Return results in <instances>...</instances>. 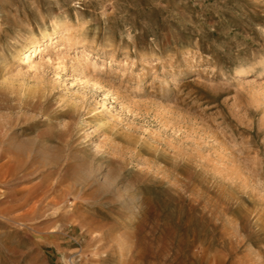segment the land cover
<instances>
[{"label": "rangeland", "instance_id": "obj_1", "mask_svg": "<svg viewBox=\"0 0 264 264\" xmlns=\"http://www.w3.org/2000/svg\"><path fill=\"white\" fill-rule=\"evenodd\" d=\"M0 264H264V0H0Z\"/></svg>", "mask_w": 264, "mask_h": 264}, {"label": "bare ground", "instance_id": "obj_2", "mask_svg": "<svg viewBox=\"0 0 264 264\" xmlns=\"http://www.w3.org/2000/svg\"><path fill=\"white\" fill-rule=\"evenodd\" d=\"M60 29H62V27L60 25H56L54 31H58ZM41 33H42V39H43L42 41H46L48 39L51 40L50 37L48 38V30L47 29L43 30V32H41ZM59 41H60V39L57 38V39L51 40L50 43L53 44V43H57ZM44 43L35 44L34 39H32V38L29 39L28 42H27V45H26L27 46L26 54L25 53L21 54L22 57L20 56V59H19V62L20 63H19V65H22V64H26V65L29 64V66L31 64L32 65H37V63H36V56L38 54H40L42 50H45L46 47H43L44 46ZM33 46H35L36 49L31 50V48ZM59 47H60L59 44H55L54 46H52V48H53L54 51L52 52V55L47 56L46 61L51 62V63L54 61V55H55L56 52H58ZM41 58L44 59L45 56L43 55V56H41Z\"/></svg>", "mask_w": 264, "mask_h": 264}]
</instances>
